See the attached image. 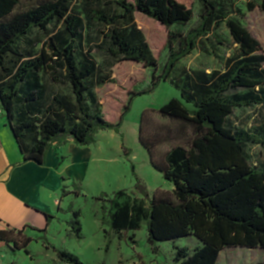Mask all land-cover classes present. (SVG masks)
Returning <instances> with one entry per match:
<instances>
[{
	"label": "trees",
	"instance_id": "16d2710c",
	"mask_svg": "<svg viewBox=\"0 0 264 264\" xmlns=\"http://www.w3.org/2000/svg\"><path fill=\"white\" fill-rule=\"evenodd\" d=\"M25 1L32 4L22 8ZM198 2V24L183 31L193 20L194 7L178 0H0V110L23 161L43 165L55 142L70 138L85 146L100 131H119L132 100L146 92L128 93L117 122L105 118L94 89L115 83L112 69L120 62L148 69L149 91L160 80H170L178 90L180 100L173 98L155 111L191 129L186 146L174 145L163 157L157 156L161 140L143 134V115L139 125V142L150 165L172 191L148 195L136 184L140 199L128 198L126 189L96 199L103 203V223L110 232L122 238L147 222L146 242L152 252L170 242L174 264H216L224 249L264 250V166L252 164L246 150L248 145L264 148V129L251 134L229 122L239 108L264 105V55L244 25L228 18L224 4ZM254 7L248 3L249 10ZM258 7L264 13V0ZM137 13L168 31L167 58L158 75L157 59L136 25ZM224 23L237 47L225 60L224 71H184L172 80L178 62ZM91 27L101 36L98 45L85 37ZM39 40L42 47L37 50ZM72 216L70 233L81 240V213L72 210ZM190 237L197 241L193 251L176 246ZM0 241L28 254L32 240L7 229L0 231ZM42 243L49 247L43 239ZM51 248L59 262L83 264L75 254Z\"/></svg>",
	"mask_w": 264,
	"mask_h": 264
},
{
	"label": "rangeland",
	"instance_id": "374dc122",
	"mask_svg": "<svg viewBox=\"0 0 264 264\" xmlns=\"http://www.w3.org/2000/svg\"><path fill=\"white\" fill-rule=\"evenodd\" d=\"M131 1V0H128ZM188 8L194 7V17L183 31L198 24L200 2L198 0H178ZM224 4L228 18L237 19L244 28L259 41L260 54L264 55V13L258 7L261 0H215ZM248 3L255 7L248 9ZM30 2H23L22 8L29 6ZM135 21L146 36L153 55L157 59L158 75L164 69L167 53L165 44L168 39V31L160 23L149 19L142 14H135ZM179 25L173 26L177 28ZM98 29L91 27L85 32V37L93 38L92 45L99 44L101 36ZM85 39V41H86ZM95 40V41H94ZM36 44L37 50L42 47V42ZM86 44L84 45V47ZM237 52L225 23L215 32L208 34L196 43V48L178 62L172 80L180 77L184 71L206 72L225 69V60ZM97 61L102 62V55L94 49ZM264 67V65H263ZM111 77L115 83H107L94 89L98 99L103 105L105 118L117 122L122 107L127 102L128 93L146 91L135 97L130 107L124 114L119 131L115 135L111 130L100 131L97 134L96 144L92 145V159L88 164V171L97 172L92 181H87L79 197L60 195L62 204L60 208L71 212H63L62 217L67 219L72 210L81 212L80 224L83 238L76 240L75 236H68L64 223H55V230L50 231L45 238L49 247L44 245V250L35 243L30 245L31 251L37 253L35 264H66L58 261L55 247L75 254L83 264H174L175 250L170 242H163L158 246V252L153 253L147 244L146 224L143 222L140 228L134 232H128L124 237H118L110 232L109 227L103 223L106 216L101 210L102 202L96 199L104 193L111 194L114 190L140 184L151 195L158 188L172 189L170 183L163 181L160 175L150 165L149 155L139 142L140 124L143 115V134L156 136L161 143L156 149L157 156L163 157L174 145L186 146L191 137V129L182 126L178 121L162 118L155 110L168 103L173 98L180 100L178 90L170 80H160L156 87L149 91L151 85V73L143 65L124 61L116 64L112 69ZM239 91V90H238ZM229 122L236 130H243L255 134L258 129H264V105H255L251 108H239L230 116ZM146 132V133H145ZM113 135L117 136L116 139ZM117 140V142L115 141ZM120 144L125 148L120 149ZM247 153L252 164L264 166V148L261 145H248ZM88 161V160H87ZM90 179V178H89ZM91 180V179H90ZM138 182V183H137ZM130 199H140L141 195L132 190L127 193ZM63 196V197H62ZM59 199L58 192L49 191V207L56 211ZM68 206V207H67ZM53 211V212H54ZM134 236L133 242L130 240ZM193 237L183 238L176 244L177 247H186L193 251L197 247ZM43 244V243H42ZM37 249V250H36ZM264 262V250L255 249H227L222 250L217 264H254Z\"/></svg>",
	"mask_w": 264,
	"mask_h": 264
},
{
	"label": "crops",
	"instance_id": "0c3cea01",
	"mask_svg": "<svg viewBox=\"0 0 264 264\" xmlns=\"http://www.w3.org/2000/svg\"><path fill=\"white\" fill-rule=\"evenodd\" d=\"M115 135L113 137L116 139ZM13 137L5 115L0 110V231H20L25 238L32 240L26 248L28 254L23 249L14 251L11 244L0 241V264H35L37 253L31 251L30 245L35 243L42 250L46 249L40 239L55 230L56 222L64 223L66 234L73 236L69 224L73 219L72 213L67 219L62 217L63 212H71V207L68 210L60 208V195L79 197L87 183V177V181H92L98 175L97 172L88 171V164L92 159V145L96 144L97 135L93 143L85 146H79L70 138L55 142L45 154L43 165L23 161ZM120 142V149L124 151L125 148ZM135 186L122 189L129 192L136 190ZM51 190L59 194L56 211L49 207L48 195ZM118 190L101 195L111 197ZM155 191L170 192L172 189L158 188L153 192Z\"/></svg>",
	"mask_w": 264,
	"mask_h": 264
}]
</instances>
